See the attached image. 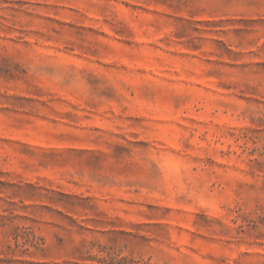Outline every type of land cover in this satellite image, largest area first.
I'll list each match as a JSON object with an SVG mask.
<instances>
[{"label": "rangeland", "instance_id": "374dc122", "mask_svg": "<svg viewBox=\"0 0 264 264\" xmlns=\"http://www.w3.org/2000/svg\"><path fill=\"white\" fill-rule=\"evenodd\" d=\"M0 264H264V0H0Z\"/></svg>", "mask_w": 264, "mask_h": 264}]
</instances>
